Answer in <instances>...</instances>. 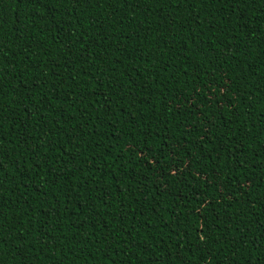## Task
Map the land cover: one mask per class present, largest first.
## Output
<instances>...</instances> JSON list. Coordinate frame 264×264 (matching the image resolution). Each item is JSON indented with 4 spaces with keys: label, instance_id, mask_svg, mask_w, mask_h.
Segmentation results:
<instances>
[{
    "label": "trees",
    "instance_id": "1",
    "mask_svg": "<svg viewBox=\"0 0 264 264\" xmlns=\"http://www.w3.org/2000/svg\"><path fill=\"white\" fill-rule=\"evenodd\" d=\"M0 264H264V0H0Z\"/></svg>",
    "mask_w": 264,
    "mask_h": 264
}]
</instances>
